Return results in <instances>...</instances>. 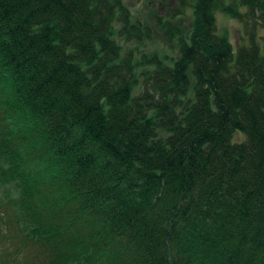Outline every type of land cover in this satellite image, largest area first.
Instances as JSON below:
<instances>
[{"label":"trees","instance_id":"16d2710c","mask_svg":"<svg viewBox=\"0 0 264 264\" xmlns=\"http://www.w3.org/2000/svg\"><path fill=\"white\" fill-rule=\"evenodd\" d=\"M171 1L0 0V264H264V0Z\"/></svg>","mask_w":264,"mask_h":264},{"label":"rangeland","instance_id":"374dc122","mask_svg":"<svg viewBox=\"0 0 264 264\" xmlns=\"http://www.w3.org/2000/svg\"><path fill=\"white\" fill-rule=\"evenodd\" d=\"M126 5L132 12L134 19H140L147 25L152 26L154 29V37L150 41H144L143 43H126L121 41L124 52L134 51L136 57H141L143 54H153L158 53L164 58L176 59L178 56L177 49L169 46L164 39L162 32L156 29L151 21V16L158 13L165 16L168 9L174 7V2L168 0L166 4H161L158 0H124ZM244 10V9H242ZM218 30L221 35H226L230 42L233 44L234 48L241 45L248 44L249 37L246 34L244 24L239 21L230 18L225 14H218ZM258 40L260 46L264 47V27L258 28ZM243 139V136L237 137V140ZM3 230L4 229H0ZM9 231H7L8 233ZM10 233V232H9ZM35 251V250H34ZM34 254L28 250V255L22 256V260L27 259V256ZM36 258L37 255L34 254Z\"/></svg>","mask_w":264,"mask_h":264}]
</instances>
